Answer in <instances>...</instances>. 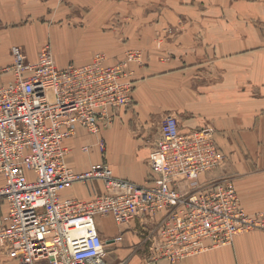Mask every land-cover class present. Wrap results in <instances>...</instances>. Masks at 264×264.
I'll return each mask as SVG.
<instances>
[{
  "label": "crops",
  "instance_id": "0c3cea01",
  "mask_svg": "<svg viewBox=\"0 0 264 264\" xmlns=\"http://www.w3.org/2000/svg\"><path fill=\"white\" fill-rule=\"evenodd\" d=\"M228 1L0 0V86L12 79L6 72L13 64L12 47L35 63L48 45L57 68L86 65L98 53L113 65L124 49H141L144 65L131 66V106L117 112L99 137L77 127L64 142L66 165L82 173L105 161L115 177L142 185L159 126L174 116L183 133L212 131L227 160L226 172L236 175L241 207L248 215L264 213V0H234L229 8ZM221 6L227 9L216 8ZM118 17L128 22L121 29L115 26ZM178 20H184L182 33L156 46L155 32ZM103 192V184L93 180L75 183L61 197L84 202ZM107 221L112 228L103 232L101 224ZM98 229L104 239L122 235L107 264H143L147 259L149 247L142 243L144 231L137 222L118 227L103 217ZM175 264H264V231L239 234L230 245Z\"/></svg>",
  "mask_w": 264,
  "mask_h": 264
},
{
  "label": "built area",
  "instance_id": "2783aa9c",
  "mask_svg": "<svg viewBox=\"0 0 264 264\" xmlns=\"http://www.w3.org/2000/svg\"><path fill=\"white\" fill-rule=\"evenodd\" d=\"M10 54L12 79L0 86V257L6 262L107 264L122 235L104 239L98 229L103 217L118 227H142L149 247L143 264H175L230 245L239 234L264 231V213L244 211L232 179H201L224 162L212 131L183 133L173 116L163 119L149 149L147 183L115 177L105 161L82 173L66 165L64 142L77 127L99 137L131 106V66L142 64L140 51H125L113 65L98 53L86 65L64 68L56 67L48 45L35 63L19 47ZM97 146L104 152L101 139ZM93 180L104 187L94 199L61 197L75 183Z\"/></svg>",
  "mask_w": 264,
  "mask_h": 264
},
{
  "label": "rangeland",
  "instance_id": "374dc122",
  "mask_svg": "<svg viewBox=\"0 0 264 264\" xmlns=\"http://www.w3.org/2000/svg\"><path fill=\"white\" fill-rule=\"evenodd\" d=\"M221 1V0H220ZM234 0H230L228 1V8L231 7V6H234L232 5L231 3L233 2ZM236 2V1H235ZM217 9H221L220 11L223 12L224 9H227V7L225 6H221V7H216ZM129 18V17H128ZM115 21L116 22V25L118 28L117 29H121L123 28L124 26H126V23L128 22H125L126 20L123 21V19L121 17H118ZM183 21L184 20H178L176 25H168L164 28H162L161 30L155 32L154 34V38H153V41H154V44L156 46L160 45L161 43H163V41L165 40V42L168 40V39H171V38H174V37H177L179 34L182 33V29H183ZM52 50V48H51ZM128 50H134V51H140L143 55V60H142V64L138 67H141L144 65V52L143 50L141 49H138V48H126L124 49L123 51H128ZM52 53V52H51ZM137 67V68H138ZM136 69V68H135ZM174 117V116H173ZM175 118V117H174ZM161 125V124H160ZM160 127V126H159ZM159 132V131H158ZM151 147V145L149 146ZM153 148V145L150 149ZM218 151L220 153H222L220 151V149H218ZM149 152V151H148ZM223 154V153H222ZM224 156V162L222 163V165L220 167H218L217 169H214L212 170L209 174H207L206 176L202 177L201 179L202 180H207V179H218V178H228V179H232V181L234 182L235 178H236V175H233V174H228L226 171H228V163H227V160L225 159V155L223 154ZM147 165V164H146ZM149 181V174L146 176V179L145 181L143 182L144 183H147ZM103 194V193H102ZM112 228V225L107 221L106 223H103L101 224V229L104 231H108ZM3 264H13V263H10V262H6V260L4 259L3 261Z\"/></svg>",
  "mask_w": 264,
  "mask_h": 264
}]
</instances>
